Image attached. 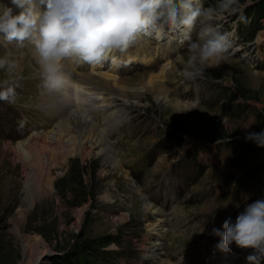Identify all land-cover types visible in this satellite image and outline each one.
Segmentation results:
<instances>
[{
    "label": "rangeland",
    "instance_id": "374dc122",
    "mask_svg": "<svg viewBox=\"0 0 264 264\" xmlns=\"http://www.w3.org/2000/svg\"><path fill=\"white\" fill-rule=\"evenodd\" d=\"M202 2L208 7L217 0ZM3 6L19 11L11 0H0ZM211 23L228 35L231 47L195 81L182 76L187 42L177 35L170 37L173 45L169 35L137 38L118 66L126 88H141L140 99L129 96L128 106L118 102L108 111L130 113L112 136L121 169L101 158H70L53 169L51 190L34 191L21 219L29 168L6 144L43 129L31 99H40L32 95L46 87L32 58L25 63L29 70L16 73L19 58L31 49L0 34V58L18 65L11 74L0 69V82L8 80L16 92L14 103L0 101V264H34L39 254L35 264H212L222 255V236L213 229L223 233L226 220L235 223L246 204L264 199V147L246 140L247 133L264 130V0H238L235 12ZM167 59L176 62V76L162 82L168 94H157L145 82ZM112 62L110 57L105 64ZM131 179L164 213L168 231L162 238L155 236L159 227L149 229L152 217ZM124 215L128 220L121 221ZM20 235L29 240L27 256ZM157 239L162 245H155ZM235 250L234 264H244L253 251Z\"/></svg>",
    "mask_w": 264,
    "mask_h": 264
},
{
    "label": "clouds",
    "instance_id": "9594fccd",
    "mask_svg": "<svg viewBox=\"0 0 264 264\" xmlns=\"http://www.w3.org/2000/svg\"><path fill=\"white\" fill-rule=\"evenodd\" d=\"M12 7L0 9V34L6 41L33 46L34 57L44 86L52 91L64 87L63 72L68 60L95 68L116 53H126L141 35L163 40L175 33L187 42V58L182 76L195 81L205 70L218 64L228 53L231 41L212 25L214 18L236 11L238 0H217L205 7L202 0H11ZM198 29V30H197ZM197 39L192 40V33ZM18 67L7 56L0 58V69L11 74ZM15 88L0 82V101L14 103ZM246 140L264 147V130L249 132ZM213 232L222 236V251L234 243L252 249L248 264H264V199L246 204L236 217L229 218Z\"/></svg>",
    "mask_w": 264,
    "mask_h": 264
},
{
    "label": "bare ground",
    "instance_id": "6f19581e",
    "mask_svg": "<svg viewBox=\"0 0 264 264\" xmlns=\"http://www.w3.org/2000/svg\"><path fill=\"white\" fill-rule=\"evenodd\" d=\"M175 36L176 34L174 36L169 34V38ZM172 38H170V43L173 45ZM16 44L19 47L31 49L30 55L19 58V65L22 69L17 68L18 72L16 73H19L29 70L25 65L27 59L32 58L35 62L36 59L33 46L28 41L23 44L16 42ZM143 46L145 45L143 44ZM168 49L176 51L174 46H170ZM128 57L127 52L123 54L114 53L111 56L113 62L110 68L105 62L101 66L92 68L86 63L80 64L68 60L63 68L66 77L64 87L56 91L40 88V91L32 95L33 97H41L40 99L31 100L36 101L34 105H37V115L42 117L41 126L43 129L34 131L28 138L19 141L16 145L6 144L7 149L13 152L15 158L29 168V172H25L24 208H20L18 218H24L33 204L34 191L42 190L46 193L52 189L51 175L53 169L65 166L70 158H80L82 161L89 158H101L113 170L121 169L120 157L122 156L112 142V136L116 129L129 122L130 113L116 111L108 114V111L113 107L120 106L117 104L118 102H121L125 107L128 106L129 96L139 98L141 94V88H126L128 85H124L125 80L119 78L121 70L118 63ZM166 61L158 75L153 76V74L147 82L144 81L149 88L152 87L155 91H159L157 94H168L167 90L164 91L165 87L162 82L171 76H176V62L170 59ZM174 107L173 104H170V109ZM125 141L126 138L121 137L119 144L126 146ZM37 173H41L44 182L37 183ZM128 179L130 180V178ZM131 185L133 190L144 200L145 209L152 217V222L148 226L149 229L159 227L162 232L155 233V236H161L162 238L164 233L168 231L165 225L167 220H165L164 213L156 210L157 208L142 193L143 189L136 186L132 179ZM105 199L107 202L111 201L109 196ZM126 218L127 216L124 215L121 221L128 220ZM19 237L24 254L27 256L30 248L29 240L23 235ZM155 241V245H162V239ZM236 253L235 244L233 243L228 250L223 251L222 255L217 260L213 259L211 263L232 264L237 258ZM42 255L37 256L34 264ZM165 264H171V262L167 260ZM244 264H248L247 259H244Z\"/></svg>",
    "mask_w": 264,
    "mask_h": 264
}]
</instances>
